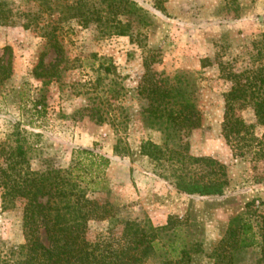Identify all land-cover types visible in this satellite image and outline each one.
<instances>
[{"label":"rangeland","instance_id":"374dc122","mask_svg":"<svg viewBox=\"0 0 264 264\" xmlns=\"http://www.w3.org/2000/svg\"><path fill=\"white\" fill-rule=\"evenodd\" d=\"M0 1L9 16L0 25V62H10L0 82V144L20 146L30 171L65 169L77 149L108 157L105 182L88 198L144 226L162 228L176 218L191 264H213L214 250L246 203L253 202L247 211L259 227L264 160L239 158L222 129L231 86L226 72L246 67L252 43L264 32V0H130L139 17L113 16L108 0ZM92 12L99 22L89 20ZM118 20L121 26L130 21L127 35L120 34ZM162 92L169 93L167 101L195 103L201 123L187 138L186 154L224 165L229 185L223 196L178 193L140 154L143 141L163 142L164 119L153 114ZM237 113L260 138L264 127L253 110ZM177 144L175 138L168 147L178 150ZM21 212L20 201L4 209L0 197V264L13 262L24 244ZM111 223L88 221L87 240L95 242ZM258 258L250 248L237 264Z\"/></svg>","mask_w":264,"mask_h":264},{"label":"trees","instance_id":"16d2710c","mask_svg":"<svg viewBox=\"0 0 264 264\" xmlns=\"http://www.w3.org/2000/svg\"><path fill=\"white\" fill-rule=\"evenodd\" d=\"M108 8L116 17H139V9L130 0H108ZM77 10L80 12V6ZM7 12V4L0 1V25L8 24ZM87 14L83 12V15ZM89 16L93 22L101 20L94 12ZM116 23L121 28V35L129 33L130 21L123 26L119 20ZM3 50L7 52L10 49L5 47ZM247 56V65L242 71L226 72L231 86L224 95L222 136L239 158L248 157L249 162L254 164L264 160V133L260 138L254 136L253 126L247 125L237 110L250 107L256 122L264 127V32L252 43ZM41 66L42 58L38 67ZM9 73L10 62H0V82L6 80ZM160 94L161 98L154 107V111L159 113L153 114L157 119H164L163 142L158 145L143 141L140 154L155 164L160 170L156 175L170 181L178 193L223 196L229 185L224 165L208 157L194 158L186 154L187 138L201 123L195 103L183 99L179 102L175 99L167 101L169 93ZM175 138L178 139V150L168 147V143ZM24 155L20 146L5 147L0 144L1 204L5 209L15 201L22 203L24 238V244L11 255L14 256L13 262L5 264L192 263L190 249L179 240L181 235L175 226L181 222L176 218L162 228L144 226L120 220L112 209L88 198L89 193L98 190V186L105 182L104 173L110 164L108 157L92 150L77 149L72 151L67 168L37 172L29 170ZM255 168L253 165L252 169ZM252 206L253 202L246 203L244 214L233 219L225 237L214 250L213 264H237L240 262L239 255L250 248L258 251L256 264H264V214L256 217L261 219L258 227L251 220L253 214L247 211ZM92 219L112 221L95 242L86 238V226ZM117 227H120L119 232ZM168 231L171 234L162 240L160 234ZM194 246L193 252L197 253L199 249L196 244Z\"/></svg>","mask_w":264,"mask_h":264}]
</instances>
